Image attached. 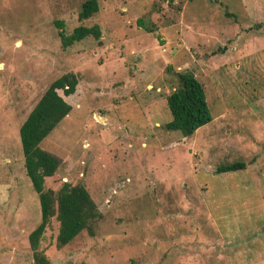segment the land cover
Returning a JSON list of instances; mask_svg holds the SVG:
<instances>
[{
	"label": "rangeland",
	"instance_id": "obj_1",
	"mask_svg": "<svg viewBox=\"0 0 264 264\" xmlns=\"http://www.w3.org/2000/svg\"><path fill=\"white\" fill-rule=\"evenodd\" d=\"M81 1L0 0V264H32L17 128L64 72L77 83L56 90L70 110L38 143L58 160L43 187L82 185L100 216L61 247L50 217L47 264H264V0H96L78 20ZM77 25L98 38L61 47L57 30ZM177 71L211 117L187 137L162 126Z\"/></svg>",
	"mask_w": 264,
	"mask_h": 264
},
{
	"label": "trees",
	"instance_id": "obj_2",
	"mask_svg": "<svg viewBox=\"0 0 264 264\" xmlns=\"http://www.w3.org/2000/svg\"><path fill=\"white\" fill-rule=\"evenodd\" d=\"M158 1L169 6L173 0ZM96 10V0H82L76 18L86 19ZM53 23L56 27L61 26L59 21ZM57 36L60 46L66 47L86 36L96 39L99 31L96 25H77L68 34L57 30ZM175 77V87L164 98L170 118L162 126L166 130H176L182 137H187L197 127L207 123L211 117L201 83L193 74L177 71ZM76 83L77 76L72 72H64L53 78L17 128L24 175L36 194L39 211V221L26 236L32 264H47L42 252L38 250V241L50 217L57 222L54 245L61 247L80 231L92 235L93 223L100 216L82 185L61 182L56 191L43 187V178L53 174L58 160L40 149L38 143L70 110V105L56 93V90H60L61 94L66 96L74 91ZM243 166L241 161H232L216 165L213 172H230L242 169Z\"/></svg>",
	"mask_w": 264,
	"mask_h": 264
}]
</instances>
